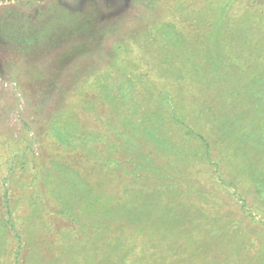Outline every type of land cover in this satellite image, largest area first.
Segmentation results:
<instances>
[{
	"label": "rangeland",
	"instance_id": "374dc122",
	"mask_svg": "<svg viewBox=\"0 0 264 264\" xmlns=\"http://www.w3.org/2000/svg\"><path fill=\"white\" fill-rule=\"evenodd\" d=\"M0 264H264V0H0Z\"/></svg>",
	"mask_w": 264,
	"mask_h": 264
}]
</instances>
